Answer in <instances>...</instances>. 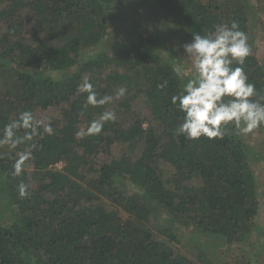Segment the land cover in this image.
<instances>
[{
  "label": "trees",
  "instance_id": "obj_1",
  "mask_svg": "<svg viewBox=\"0 0 264 264\" xmlns=\"http://www.w3.org/2000/svg\"><path fill=\"white\" fill-rule=\"evenodd\" d=\"M140 11L146 18L161 11L164 24L145 32L128 19ZM255 13L250 0H0V138L19 113L38 120L37 111H54L39 119L52 134L40 126L15 149L0 145V198L8 204L0 211V264H230L214 259L223 247L241 254L237 264H249L250 254V264L258 262V147L231 126L223 139L177 135L184 114L171 97L193 75L182 67L178 78V57L161 53L169 37L190 43L195 32L236 21L252 47L244 70L264 96V65L249 36ZM88 51L96 53L82 57ZM84 78L98 99H114L86 105ZM105 111L116 120L99 134L77 135ZM252 133L264 135V126ZM25 152L33 158L15 176ZM20 182L29 185L26 198ZM179 228L219 255L199 249L189 258L177 247Z\"/></svg>",
  "mask_w": 264,
  "mask_h": 264
},
{
  "label": "clouds",
  "instance_id": "obj_2",
  "mask_svg": "<svg viewBox=\"0 0 264 264\" xmlns=\"http://www.w3.org/2000/svg\"><path fill=\"white\" fill-rule=\"evenodd\" d=\"M183 49L191 60L194 75L183 84L178 94L171 97V103L184 114L176 129L177 135L189 140L201 137L223 139L230 126L242 135L264 126V96L259 94L254 83L249 82L243 67L252 54V47L247 33L240 30L236 21L230 25L218 24L206 35L195 32L192 41L184 44ZM234 64L239 66L234 67ZM173 71L183 79L185 73L180 66H175ZM78 91L87 93L86 105H104L114 99L109 95L98 99L93 84L87 78L78 86ZM125 92V88L118 89L115 98ZM115 120L114 112L105 111L89 124L86 133L78 132L77 135L99 134L105 122ZM40 126L44 132L52 134L49 123L36 120L31 111H23L16 120L4 125L0 145L15 149L20 143L32 140ZM21 129L27 130L22 137L17 135ZM31 158V152L20 154L14 164L13 175L20 176L24 162ZM28 189L29 185L20 182L18 195L28 197Z\"/></svg>",
  "mask_w": 264,
  "mask_h": 264
},
{
  "label": "rangeland",
  "instance_id": "obj_3",
  "mask_svg": "<svg viewBox=\"0 0 264 264\" xmlns=\"http://www.w3.org/2000/svg\"><path fill=\"white\" fill-rule=\"evenodd\" d=\"M254 7L256 8V16L255 19L253 18V23H249V36L250 39L252 38L254 52H256L259 56V59L261 60V64L264 65V0H250ZM142 11V10H141ZM140 11L139 14L129 13L128 19L132 22H134L138 28L145 30L147 32L150 28L156 29L159 24H164V14L161 11H157L156 14L148 15L147 18L144 16V14ZM146 12V11H145ZM159 18V21L157 19ZM166 27V26H165ZM169 40L170 47L165 48L161 53L163 57L170 58L174 60L173 56L178 57L177 60H174V63L176 66H180L181 68H185V70L188 72L189 75H194V72L191 67V60L189 57L185 56L186 53L184 52L183 45L186 44V42L183 43V41L180 39V43L173 40L172 37ZM96 51H88L82 54V57L86 56H94ZM143 105V103L141 102ZM54 114V111L52 110H46V111H37L36 118L39 120L42 116L46 117L48 115ZM242 138L247 144H256L258 148L259 156V163L255 164L253 166L255 170V176L259 184L264 185V135L263 134H255V133H249L247 135H242ZM121 153V148L119 146L114 147L112 152V157L117 158ZM99 161H102V159H99ZM63 166V164L58 163L57 169H60ZM200 181H196L194 185H198ZM260 201L262 204V208L259 212V216L257 217V228H260L261 230L264 227V195H261ZM8 207L7 202L2 200L0 198V211L6 212ZM181 229L180 235H178L180 242L177 244V247L180 248L184 253H186L189 258L193 259L195 254L198 252L199 249H205L207 254H211L212 252L218 253L217 250L212 251L213 249L210 247H206L205 244L201 241H197L196 238L191 237V231ZM264 238V237H261ZM220 252H224L220 254V258H214L215 261H219V259L223 260V258L226 257L227 261L230 264H237L241 259V254L235 250V248L223 247L220 249ZM219 255V253L217 254ZM212 258V257H210ZM247 261L249 264L251 262H254L253 254H250V256H247ZM225 260V259H224ZM255 264H264V252L260 256L258 262L256 261Z\"/></svg>",
  "mask_w": 264,
  "mask_h": 264
}]
</instances>
